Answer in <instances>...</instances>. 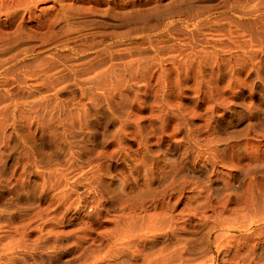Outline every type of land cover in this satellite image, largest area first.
Returning a JSON list of instances; mask_svg holds the SVG:
<instances>
[{
  "label": "rangeland",
  "instance_id": "1",
  "mask_svg": "<svg viewBox=\"0 0 264 264\" xmlns=\"http://www.w3.org/2000/svg\"><path fill=\"white\" fill-rule=\"evenodd\" d=\"M0 264H264V0H0Z\"/></svg>",
  "mask_w": 264,
  "mask_h": 264
}]
</instances>
